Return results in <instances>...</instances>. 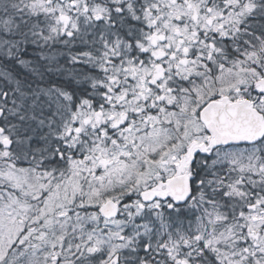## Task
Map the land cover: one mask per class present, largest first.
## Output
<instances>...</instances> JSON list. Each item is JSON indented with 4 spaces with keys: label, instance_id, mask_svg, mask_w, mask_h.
<instances>
[{
    "label": "snow or ice",
    "instance_id": "obj_1",
    "mask_svg": "<svg viewBox=\"0 0 264 264\" xmlns=\"http://www.w3.org/2000/svg\"><path fill=\"white\" fill-rule=\"evenodd\" d=\"M0 264H264V0H0Z\"/></svg>",
    "mask_w": 264,
    "mask_h": 264
}]
</instances>
